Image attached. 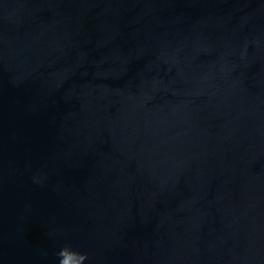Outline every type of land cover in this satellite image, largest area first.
<instances>
[{
	"label": "water",
	"instance_id": "obj_1",
	"mask_svg": "<svg viewBox=\"0 0 264 264\" xmlns=\"http://www.w3.org/2000/svg\"><path fill=\"white\" fill-rule=\"evenodd\" d=\"M65 247L264 264V0H0V264Z\"/></svg>",
	"mask_w": 264,
	"mask_h": 264
},
{
	"label": "clouds",
	"instance_id": "obj_2",
	"mask_svg": "<svg viewBox=\"0 0 264 264\" xmlns=\"http://www.w3.org/2000/svg\"><path fill=\"white\" fill-rule=\"evenodd\" d=\"M71 252L74 256L79 258V264H84V262L87 260V256L74 252L72 251L69 247H65L64 249H62L58 255L61 258L60 259V264H68V253Z\"/></svg>",
	"mask_w": 264,
	"mask_h": 264
}]
</instances>
